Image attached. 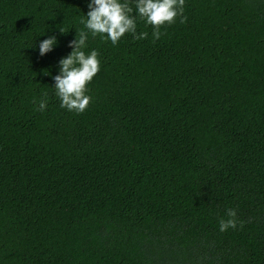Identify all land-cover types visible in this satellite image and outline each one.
Instances as JSON below:
<instances>
[{"label":"trees","instance_id":"obj_1","mask_svg":"<svg viewBox=\"0 0 264 264\" xmlns=\"http://www.w3.org/2000/svg\"><path fill=\"white\" fill-rule=\"evenodd\" d=\"M87 3L0 0V264H264V0H185L155 40L139 18L143 40L89 33L76 114L52 86Z\"/></svg>","mask_w":264,"mask_h":264},{"label":"clouds","instance_id":"obj_2","mask_svg":"<svg viewBox=\"0 0 264 264\" xmlns=\"http://www.w3.org/2000/svg\"><path fill=\"white\" fill-rule=\"evenodd\" d=\"M185 0H88V11L80 23L86 31L81 30L73 40L68 43L71 49L67 56L58 61V73L53 77L55 96L59 98L60 107L76 114L83 113L92 97L88 95L87 85L100 71L99 53L96 50L85 52L89 33L92 37L100 36L111 41L113 46L126 33L134 39L143 40L148 37L147 32L137 33V19L143 20L145 25L153 28V39H159L162 35L160 28L165 24H172L177 17L184 23L183 15ZM61 33H65L61 30ZM57 38L53 35L43 39L38 44V55L45 56L54 50ZM48 100H39L37 111L44 112L47 109ZM227 219L219 220V230L225 232L228 229L235 230L238 220L235 209H226ZM243 227V222H239Z\"/></svg>","mask_w":264,"mask_h":264}]
</instances>
